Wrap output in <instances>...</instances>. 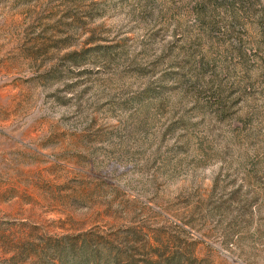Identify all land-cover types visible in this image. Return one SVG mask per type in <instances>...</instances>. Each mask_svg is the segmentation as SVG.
<instances>
[{
	"label": "rangeland",
	"instance_id": "rangeland-1",
	"mask_svg": "<svg viewBox=\"0 0 264 264\" xmlns=\"http://www.w3.org/2000/svg\"><path fill=\"white\" fill-rule=\"evenodd\" d=\"M0 264H264V0H0Z\"/></svg>",
	"mask_w": 264,
	"mask_h": 264
}]
</instances>
